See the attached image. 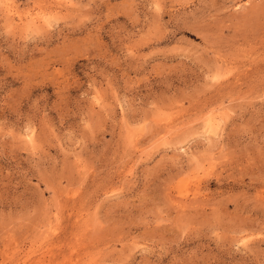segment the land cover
<instances>
[{"label": "rangeland", "instance_id": "rangeland-1", "mask_svg": "<svg viewBox=\"0 0 264 264\" xmlns=\"http://www.w3.org/2000/svg\"><path fill=\"white\" fill-rule=\"evenodd\" d=\"M0 264H264V0H0Z\"/></svg>", "mask_w": 264, "mask_h": 264}, {"label": "bare ground", "instance_id": "bare-ground-1", "mask_svg": "<svg viewBox=\"0 0 264 264\" xmlns=\"http://www.w3.org/2000/svg\"><path fill=\"white\" fill-rule=\"evenodd\" d=\"M15 12V11H14ZM11 16V15H10ZM21 17V16H20ZM27 17H30L29 19H31L30 20V22L31 21H33L34 23L36 22V21H38L39 19H38V16H36V15H34V14H28L27 15ZM40 18V17H39ZM37 23V22H36ZM27 24V23H26ZM187 190L186 189H184L183 187H179V193L182 195L183 193H185ZM190 192V191H189ZM188 191L186 192V194H184V195H189L188 193H189ZM195 194V193H194ZM196 195V194H195ZM185 198H186V196H185ZM186 207V206H185Z\"/></svg>", "mask_w": 264, "mask_h": 264}]
</instances>
